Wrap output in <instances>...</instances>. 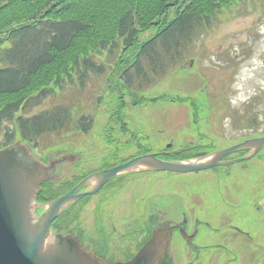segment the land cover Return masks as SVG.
<instances>
[{
    "label": "rangeland",
    "instance_id": "rangeland-1",
    "mask_svg": "<svg viewBox=\"0 0 264 264\" xmlns=\"http://www.w3.org/2000/svg\"><path fill=\"white\" fill-rule=\"evenodd\" d=\"M251 2L252 5L256 2L255 8L248 4L245 10L244 6L249 3L247 0L239 13L231 10L229 17L225 15L229 20L195 36L192 44L185 50V56L174 62V70L170 68L173 70L170 75L167 70L160 76L149 71L150 81L141 87V70L132 67L128 74L124 73L126 77L130 75L133 79H141H134L132 84V88H138L140 91L137 92L142 91L140 95L144 96L143 103L139 106H131L133 98L127 90L124 92L130 96L122 102L115 86L109 84L111 74L107 77L108 72H113L119 55L104 53L99 62L106 66V75L91 74L84 87L75 78L73 84L65 85L63 89L47 95L40 105L27 107L26 117L64 107L71 110L73 118L69 129L41 138L35 147L36 154L69 156L74 152L78 157V154L83 153L82 166L89 170L101 167L102 161L118 150L122 157L138 154L132 137L154 151H159L166 145L179 148L201 142V134L207 135V138L202 137V142L213 139L218 148L239 143L244 134L253 130V125H256L248 123L254 117L245 123V104H253V108L249 109L258 113L260 122L264 124V0ZM161 96L166 97L149 101ZM176 96L181 99L195 96L198 100L205 101L209 109L205 106L201 111L203 119L196 120L197 116L193 117V110L188 104L173 100ZM252 99H256L255 102H251ZM120 104L125 107L122 108ZM228 107L232 111H228ZM230 112H236L237 117L231 116ZM81 116L93 122V126L89 128L91 131L77 129ZM117 118L122 120L118 122L120 119ZM255 120L257 122L258 119ZM122 122L125 129L133 132L132 137L122 129ZM13 126L15 127L14 123L12 125L10 122L2 124L4 129ZM239 169L240 165H236L183 175L153 173L146 179L137 177L130 190V198L138 199L151 194L148 198L152 199L153 204L155 201H162L175 221H179L181 214L185 213L192 224L195 218H200L219 226V216L227 210L224 202L230 192L226 180ZM145 180L150 184L147 185ZM86 202L87 200L82 205L85 211L83 220L89 225L94 217L97 200ZM113 207L124 210L127 205L118 202ZM65 217L68 220L72 218L69 214ZM235 219L241 222L242 215ZM201 230V242L206 243L210 237L209 232L206 228ZM178 243L180 246L177 247ZM174 247L178 248V252L180 249L186 257L181 264H188L190 255H186L189 249L185 243L176 239ZM202 256L204 260L199 264H226V258L214 250L202 252Z\"/></svg>",
    "mask_w": 264,
    "mask_h": 264
},
{
    "label": "trees",
    "instance_id": "trees-1",
    "mask_svg": "<svg viewBox=\"0 0 264 264\" xmlns=\"http://www.w3.org/2000/svg\"><path fill=\"white\" fill-rule=\"evenodd\" d=\"M246 1L0 0V149L17 139L38 145L45 135L69 129L72 113L64 107L17 117L75 78L84 87L91 74L106 75V66L99 62L104 53L119 55L107 77L111 74L109 84L120 100L131 95V106L141 105L144 96L132 88L135 78L127 75L128 89L120 84L119 75L128 74L134 63L142 71L141 87L148 82L149 71L160 76L167 70L170 75L195 36L229 20L231 10L239 13ZM251 3L245 10L248 4L255 8L256 2ZM192 106L197 107L195 102ZM14 119L18 131L2 127ZM77 124L83 131L93 126L85 116ZM58 194L50 191L49 199Z\"/></svg>",
    "mask_w": 264,
    "mask_h": 264
},
{
    "label": "flooded vegetation",
    "instance_id": "flooded-vegetation-1",
    "mask_svg": "<svg viewBox=\"0 0 264 264\" xmlns=\"http://www.w3.org/2000/svg\"><path fill=\"white\" fill-rule=\"evenodd\" d=\"M255 100L252 99L251 102H255ZM248 104L249 102L244 105V110H246L245 115L243 113L245 123L254 117L248 123H256V125H253V130L244 134L245 136L240 142L264 137V124L260 122L259 114L249 109L253 108V104ZM256 118L258 119L257 122ZM202 137L199 136L201 142H196L197 144L191 147L190 153L193 156L190 158L204 156L218 148L213 139L202 142ZM204 138H207V135ZM134 148L137 151L145 149L142 145H134ZM119 152L120 150L103 160L98 169H89L86 172L84 171L86 168L82 166L83 153L82 156H76L77 158L74 156L76 154L74 152H71L69 156L58 157L59 160L65 157L67 160L57 166L56 173L60 177L55 180L57 183L53 184L54 191H60L64 179H69L72 186L60 195L71 191L80 182L96 172L114 168L137 157L135 153L129 157H122ZM161 153L165 154L166 151ZM263 153L264 148L258 152L255 159L243 161L240 164V169L226 180L230 192L226 195L227 199L224 202L227 210L219 216L221 218L219 226L202 221L200 218H195L192 224L190 217L185 213L181 214L179 221H175L169 215L165 205L161 203L162 201H155L153 204L152 199L148 198L151 194L140 196L138 199L130 198L132 195L130 190L136 183V178L151 177V173L142 172L123 174L107 183L96 196L86 197L81 201L87 200V204L89 201L97 200L90 226L83 220L84 207L77 210L78 203L58 217L53 222L52 229L66 237L80 239L85 250L95 253L109 264L130 260L146 245H153L155 249H162L158 264H181L186 257L180 249L178 252V248L174 247L176 239L183 241L189 249L186 254L190 255L188 264H199L204 260L202 252L212 250L224 256L226 264H264ZM249 154L250 151H244L225 160H237ZM236 174L237 176H235ZM61 175L64 177L61 178ZM145 183L150 184L147 180ZM87 189L89 188L79 192ZM47 197L48 195L44 199ZM40 201V203L49 202L48 200ZM118 202L126 203L127 208L124 210L115 209L113 206ZM42 211L39 210L38 212L41 214ZM213 212L214 210H212ZM67 214L71 215V220L65 217ZM241 215V222H238L235 217ZM202 228H206L210 235L206 243L201 242ZM190 243H193V246H190Z\"/></svg>",
    "mask_w": 264,
    "mask_h": 264
},
{
    "label": "water",
    "instance_id": "water-1",
    "mask_svg": "<svg viewBox=\"0 0 264 264\" xmlns=\"http://www.w3.org/2000/svg\"><path fill=\"white\" fill-rule=\"evenodd\" d=\"M263 147L264 138H261L188 161H164L156 155L138 157L94 174L70 193L47 205H39L37 200L42 184L55 178L56 163H44L27 145L16 142L0 150V264H106L84 251L79 240L53 232L52 223L62 211L84 197L96 194L109 180L122 173L206 171L240 162H222L230 154L254 149L253 156ZM88 185L93 187L77 194ZM42 207L46 209L39 216L37 210ZM151 247L141 251L133 261L118 264H157L161 254L152 253Z\"/></svg>",
    "mask_w": 264,
    "mask_h": 264
},
{
    "label": "bare ground",
    "instance_id": "bare-ground-1",
    "mask_svg": "<svg viewBox=\"0 0 264 264\" xmlns=\"http://www.w3.org/2000/svg\"><path fill=\"white\" fill-rule=\"evenodd\" d=\"M47 246V245H46ZM48 247V246H47Z\"/></svg>",
    "mask_w": 264,
    "mask_h": 264
}]
</instances>
